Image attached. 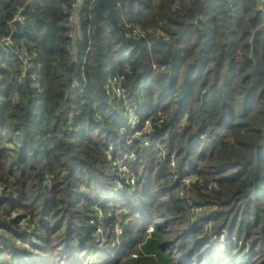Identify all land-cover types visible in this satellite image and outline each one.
Wrapping results in <instances>:
<instances>
[{"label": "trees", "instance_id": "16d2710c", "mask_svg": "<svg viewBox=\"0 0 264 264\" xmlns=\"http://www.w3.org/2000/svg\"><path fill=\"white\" fill-rule=\"evenodd\" d=\"M73 1L0 0V37L24 8L14 37L36 54L41 87L20 81L21 63L0 51V264H264L259 0H113L116 25L106 8L97 24L88 2L90 39L77 55L68 50ZM129 26L145 38H128ZM115 75L135 115L153 124L147 147L107 95ZM132 154L135 190L116 164ZM190 175L199 181L182 199ZM189 202L211 214L194 221ZM119 210L113 246L115 230L99 240L98 216L114 228Z\"/></svg>", "mask_w": 264, "mask_h": 264}, {"label": "built area", "instance_id": "2783aa9c", "mask_svg": "<svg viewBox=\"0 0 264 264\" xmlns=\"http://www.w3.org/2000/svg\"><path fill=\"white\" fill-rule=\"evenodd\" d=\"M214 0H208L209 5ZM90 3L97 4L98 0H74L71 4L69 13H68V26L70 28V34L69 38L71 39V46L68 47V50L72 52L73 54L77 55L76 46L77 42L80 40L90 39V28L86 30V34L82 33L81 30V14L83 12V9L85 8V5ZM95 9V7H94ZM262 14L263 21H264V0H259L257 10ZM25 21L24 17V8L20 7L17 10L13 11L12 20L8 23V26L10 27V34L6 36L0 37V51L6 53V54H12L20 63H21V75H20V81H26L27 79H31L32 82L35 84V88L41 91V87L39 84V69L36 70L35 68V56L36 54L34 52H30L28 47L23 43H18L14 37V34L16 32L17 25H23ZM264 26V25H262ZM129 31L127 32L126 36L131 39H141L145 38V33L139 28L134 26L128 27ZM88 44L90 45V41H88ZM87 52L89 51V46L87 47ZM125 80L124 75H115L110 76L106 81V92L109 96L110 100L112 101H122L123 107H124V113L126 114L128 118V126L131 130H134L135 132L132 134V139H138L142 145V147H147L149 145V136L152 131V122L145 121L142 122L141 119L135 115L131 104L127 100L124 90H123V82ZM164 119V118H163ZM163 119L160 118L156 124L162 123ZM143 126L142 130H138L139 126ZM128 160L135 161L136 157L135 155H131L129 158L128 156H125L123 158H120L116 164L120 167V170L123 171L122 174H124L125 170L127 169L126 163ZM171 166L175 168V158L174 155L170 157ZM123 169V170H122ZM125 180L126 185H131L132 190H135L136 180L134 177L129 176ZM199 181V177L197 175H190L187 176L182 180L183 189L179 192V197L182 199H188V191L190 189V186ZM211 187V186H209ZM115 188L116 191H123L125 189V185L122 181H119L117 186ZM191 205V213L193 215H199L203 212L204 208L195 206L191 202H189ZM100 215H103L100 213ZM138 217V215L136 216ZM148 233L152 231V227H149ZM120 232L122 233V230L120 229ZM120 233V235H121ZM99 240H102L99 238ZM104 242V240H102ZM134 258H136L138 255L133 254Z\"/></svg>", "mask_w": 264, "mask_h": 264}, {"label": "rangeland", "instance_id": "374dc122", "mask_svg": "<svg viewBox=\"0 0 264 264\" xmlns=\"http://www.w3.org/2000/svg\"><path fill=\"white\" fill-rule=\"evenodd\" d=\"M119 170H120V167H119ZM120 173H121V176H122L121 178L127 179L129 176H132L131 174L128 173L127 169L125 170L124 174H122L123 171H121V170H120ZM117 189H120V188H114V191L115 192H120V191H116ZM2 191H3V185H0V196H3L2 195ZM209 214H211V212H208L207 210H203V212L201 214H199V215H191V217H192V219L194 221H196L200 217H202L203 215H209ZM17 216H18V213H16V212H14V214H12L13 218H15ZM116 216H117L118 223L116 224V226L114 228H112L113 227L112 223L111 224H108V223L106 224V222H105L106 221V215H99L98 216L99 225H98L97 234L105 242V240L107 239V236H109L112 233V231L115 230V236H114V238L112 240V245L113 246H116V245L120 244V233H121L120 232V229H121V226H120V210L117 211ZM130 219L131 218H127L126 223L128 221H130ZM21 224H23L24 227L30 229V227H31L30 217L24 218L21 221ZM208 226H209V224H208ZM149 229L150 228L147 229V232H148ZM205 229H206V227H205ZM131 253H135V252H131ZM120 264H149V261H147V262L146 261L139 262L136 259L132 260V259L128 258V259H124L123 261H121Z\"/></svg>", "mask_w": 264, "mask_h": 264}, {"label": "water", "instance_id": "95a60500", "mask_svg": "<svg viewBox=\"0 0 264 264\" xmlns=\"http://www.w3.org/2000/svg\"><path fill=\"white\" fill-rule=\"evenodd\" d=\"M107 9L109 12L110 20L116 25L115 13H114V1L113 0H98L95 5V19L98 24L99 16L103 9Z\"/></svg>", "mask_w": 264, "mask_h": 264}]
</instances>
